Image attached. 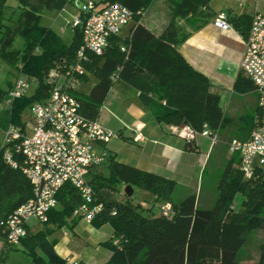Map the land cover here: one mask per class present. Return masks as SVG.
Segmentation results:
<instances>
[{"label":"trees","instance_id":"trees-1","mask_svg":"<svg viewBox=\"0 0 264 264\" xmlns=\"http://www.w3.org/2000/svg\"><path fill=\"white\" fill-rule=\"evenodd\" d=\"M119 1L135 12H143L154 0ZM170 1L171 18L160 34L142 23V14L137 13V23L129 37L122 39L119 34L112 37L101 55L88 52V60L84 62L86 72L80 78L85 81L89 78L88 72H92L97 81L88 93L74 90L87 116H100V107L116 82L111 75L118 70L119 79L135 87L140 100L159 121L188 124L198 131L208 124L214 132L224 125L227 118L220 105V96L211 90L209 77L196 69L180 50L190 33L182 20L212 16L211 0ZM16 2L21 8L20 15L15 20L9 17L8 22L5 14L10 2L0 0V56L16 64L20 72L35 77L38 86L33 94L10 100L1 110L5 119L1 124L5 128L10 123L25 125L23 111L49 92L46 82L49 70L75 63L77 50L83 42L80 27H74L73 40L68 44L54 29L41 25L44 9H63L72 0ZM228 20L248 38L252 24L250 15H237ZM18 36L22 38V46L14 47ZM122 46L127 50H122ZM235 85L240 91L255 88L243 72ZM8 91L0 87V103L8 99ZM98 167L92 169L89 179L104 209L92 224L100 227L109 223L114 228V236L107 242L112 255L106 264H242L240 255L248 234L264 228V166L258 167L255 176L247 179L239 169L236 155H232L224 169L218 197L210 208L199 207L194 194L175 201L172 196L175 179L125 163L113 153L109 152L102 167ZM123 184H138L151 191L157 201L172 202L173 215H163L160 208L158 213L153 212V206L135 201L134 193L129 196L125 192L126 199H118L115 191ZM32 196L33 185L22 170L0 160V238L7 246L10 244L1 221ZM58 199L59 205L49 212L46 223L68 225L73 229L81 220L73 217V211L82 196L76 187L67 183ZM53 229L29 231L22 239L33 264L66 263L55 249L57 240L48 237ZM114 238L119 239L118 244L114 243ZM38 247L41 252L36 250ZM4 253L1 252V258ZM256 264H264V243L260 245Z\"/></svg>","mask_w":264,"mask_h":264},{"label":"built area","instance_id":"built-area-1","mask_svg":"<svg viewBox=\"0 0 264 264\" xmlns=\"http://www.w3.org/2000/svg\"><path fill=\"white\" fill-rule=\"evenodd\" d=\"M79 1V12L70 22L83 32L76 62L49 70L46 77L49 92L30 106L33 123L30 129L27 123L24 126L10 123L5 130L0 160L21 169L33 185V196L1 221L6 241L10 245L20 244L28 235L31 220L40 223L49 220V212L59 205L58 194L67 183L76 187L82 196V201L73 211V217L91 224L104 209V203L97 200L89 176L94 167L107 160L109 152L105 145L115 132L105 126L99 117L92 118L83 112L82 102L74 90H79L80 75L86 72L84 62L88 60V52L103 54L110 39L120 34L121 29L137 13L144 16L146 11L135 12L119 0ZM244 3L245 0H240V4ZM215 22L223 28L231 26L226 12L218 13ZM122 50H127L126 46H122ZM241 70L252 80L260 94L263 119L248 138H233L229 143V151L238 155L240 171L245 178L251 179L256 169L264 166V14L260 12L252 18ZM111 79L119 80L118 70L112 73ZM29 87V80L20 75L9 88L8 99L25 96ZM171 130L187 140L195 139L197 134L209 137L212 143L219 140L218 133L208 124H204L200 131L188 124L172 125ZM135 140H142V134H136ZM159 208L165 216L174 213L170 201L160 203ZM113 241L119 243L118 238ZM73 264L84 263L75 260Z\"/></svg>","mask_w":264,"mask_h":264},{"label":"crops","instance_id":"crops-1","mask_svg":"<svg viewBox=\"0 0 264 264\" xmlns=\"http://www.w3.org/2000/svg\"><path fill=\"white\" fill-rule=\"evenodd\" d=\"M155 1L157 2V0L153 2ZM154 3L150 5L149 10L147 9L148 12L146 10V21L142 20V23L160 34L170 21L171 1L162 0L153 13L151 6ZM210 10L212 16L208 18L182 20L190 33L180 45V50L196 69L209 77L212 92L220 96V105L227 120L217 131L222 133L218 142L212 143L209 137L202 134H197L195 139L187 140L174 133L171 130L172 124L159 121L153 111L144 105L138 91L136 98H129V92L120 84L121 81L126 83L123 79L117 80L108 93L111 95L107 105L108 110L105 108L100 110L99 120L111 128L109 125L111 120L119 116L112 108L119 109L120 106L124 108L125 115L121 116L128 114L130 118L127 116L124 118L129 121L119 118L120 122L118 121L115 128H118L124 137L125 130L130 126L131 131L129 130L130 134L127 137L140 144L142 153L131 159L125 157L128 162L120 160L175 179L177 184L174 191L177 190L178 184L195 182V168H204L203 173L205 172L215 145L221 143L222 146L225 145L224 158L228 161L226 156L229 157L231 154L229 157L231 158L233 155L231 152L228 155L230 141L233 138H248L263 119L259 92L255 88L240 91L235 85L238 75L242 72L241 62L247 38L232 25L228 28L219 26L215 18L220 12H226L228 19L242 14L250 15L252 18L257 12L264 14V0H245L244 4H240V0H211ZM196 25L198 27L194 28ZM6 128L4 127L3 131ZM138 133L142 134V140H135V135ZM110 142H113L112 139ZM108 152L112 153L110 149ZM160 203L161 200H158V206ZM72 232L76 238L65 231L55 245L58 254L66 259L65 264H73L75 260L84 264H106L110 260L112 250L107 242L114 236V228L111 224L105 223L95 227L92 223L79 220ZM6 247L5 240L0 238V254L5 252Z\"/></svg>","mask_w":264,"mask_h":264},{"label":"rangeland","instance_id":"rangeland-1","mask_svg":"<svg viewBox=\"0 0 264 264\" xmlns=\"http://www.w3.org/2000/svg\"><path fill=\"white\" fill-rule=\"evenodd\" d=\"M9 2L11 6L7 7L5 14L6 20L8 22L11 18L13 20L17 19L21 11V8L17 6L16 0H9ZM160 2H162V0H157V2L155 1V3L153 2L154 5L151 6L153 13L155 12L156 7L158 8V4ZM80 5L81 2L79 0H73L72 2L67 3L65 8L63 9H44L42 11L41 25L51 27L61 36V38L66 43L68 44L71 43V41L73 40V36L75 34V29L70 22L73 20L74 15H76L79 12ZM147 12L145 13V15L147 14ZM145 15L141 17V21L142 20L146 21ZM136 23H137V19L135 17L133 20H131L127 25H125L121 29L119 34L120 37L122 39L129 37L131 35L132 28ZM21 46H22V38L18 36L14 43V47H21ZM20 75L29 80L30 87L28 89V94H33L38 86V80L33 76L20 72L16 64L11 63L5 57L0 56V87L9 90L10 83H14ZM88 75L89 78L87 80L85 81L81 80V82L78 84L79 90H82L85 93H88L91 87L97 81V77L95 74H93L92 72H88ZM120 84H122V87L125 88L127 92H129V98H134V97L136 98L137 90L135 89V87H133L128 82L125 83L121 81ZM108 96L109 97H107L105 103L100 107V110H103L104 108L107 109V105L111 98V95ZM9 102L10 100L6 99L2 103H0V148L5 139V131H3L4 126L1 124V122L2 121L4 122L5 119H3L4 116L1 113V110L7 107ZM118 108L119 109H116L114 107L112 108L113 111H115L114 113H117L119 116L115 117L117 119L113 118L109 124L111 126L110 129H112L113 132H115V135L112 137L113 142L106 144V149L107 150L110 149L112 153L117 156L118 159L126 161L125 159L127 157L131 159L133 156L141 154L142 150L141 148H139L140 144L135 143L131 138L127 137L131 131L130 126H128V128L125 130L124 137L121 135V132L118 130V128H115L118 125V121L120 122L119 118H122L123 121L124 119H127L124 118L126 116L130 118L128 114L126 116H121L123 114L125 115L124 108L122 106ZM22 120L27 123L29 129L32 127L33 123L30 115V106L27 108V110L23 111ZM125 121H129V120L127 119ZM219 135H222V133L221 132L218 133V136ZM112 144L114 145V147L112 146ZM222 144L223 143L219 145H215V148L211 152V157H209L208 163L206 164V169L204 173H203L204 168L202 169L195 168L194 177L196 178V180L194 183H190V184L181 183L180 185L178 184L177 190H175L173 194V197L176 201H182L187 196L194 194L197 197V205L201 208H210L215 204L216 198L218 197V193H219L218 185L220 183L224 169L226 168L230 160L229 157L231 156L230 151L228 149L229 152L228 155L230 154V156L229 157L226 156L227 159H229L228 161H226V159L224 158L226 155V148H224L225 145L222 146ZM236 156L238 157L237 154ZM101 167L102 164L98 168ZM126 186L127 185L124 184L120 185L119 189L115 191V196L118 199L121 200L126 199L127 197L125 194ZM133 188H134L133 197L135 198V201L143 202L144 205L148 207L153 206L154 207L153 212H157V213L159 212V207L155 199V195L151 191L143 188L138 184L133 185ZM193 189H196V191H193ZM30 225H31L30 231L32 233H35L36 231L41 229H47L49 227L50 228L53 227L54 228L53 231L48 233V237L50 239L59 240L64 235L65 231L71 233L73 238L76 236L73 235L72 229L68 225L56 226L53 223H46V222L40 223L37 220H31ZM262 243H264V228L251 231L247 236L246 242L243 246L240 255L241 263L256 264L260 256V245ZM25 249H27V246H25L23 242H21L18 245H8L5 249V253L2 258L1 264H33L32 257L28 254V252ZM36 250L38 252H41V249L39 247L36 248Z\"/></svg>","mask_w":264,"mask_h":264},{"label":"water","instance_id":"water-1","mask_svg":"<svg viewBox=\"0 0 264 264\" xmlns=\"http://www.w3.org/2000/svg\"><path fill=\"white\" fill-rule=\"evenodd\" d=\"M125 192L127 195L131 196L134 193V188L131 184L127 185L125 188Z\"/></svg>","mask_w":264,"mask_h":264}]
</instances>
